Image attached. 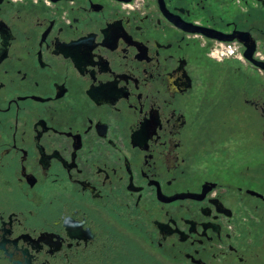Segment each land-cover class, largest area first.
Listing matches in <instances>:
<instances>
[{"label":"flooded vegetation","instance_id":"1","mask_svg":"<svg viewBox=\"0 0 264 264\" xmlns=\"http://www.w3.org/2000/svg\"><path fill=\"white\" fill-rule=\"evenodd\" d=\"M0 264H264V0H0Z\"/></svg>","mask_w":264,"mask_h":264}]
</instances>
